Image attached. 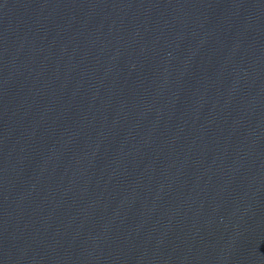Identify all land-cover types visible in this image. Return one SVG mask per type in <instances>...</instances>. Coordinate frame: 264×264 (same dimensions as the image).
Here are the masks:
<instances>
[{"label":"water","instance_id":"1","mask_svg":"<svg viewBox=\"0 0 264 264\" xmlns=\"http://www.w3.org/2000/svg\"><path fill=\"white\" fill-rule=\"evenodd\" d=\"M0 264H264V0H0Z\"/></svg>","mask_w":264,"mask_h":264}]
</instances>
